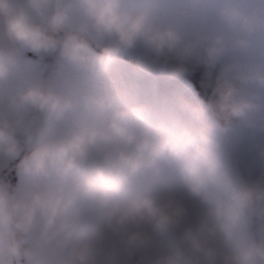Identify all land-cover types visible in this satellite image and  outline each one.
<instances>
[{
    "label": "rangeland",
    "instance_id": "obj_1",
    "mask_svg": "<svg viewBox=\"0 0 264 264\" xmlns=\"http://www.w3.org/2000/svg\"><path fill=\"white\" fill-rule=\"evenodd\" d=\"M57 1L0 0V50L13 52L0 54V114L21 130L25 143L8 142L0 134V264H118L111 242L102 257H89L81 242L87 232L76 223L77 217L73 223L67 220L73 214L72 203L77 208L75 201L80 208L88 199L96 214L114 189L126 187L138 192L142 201L136 210H128L125 219L135 224L132 239L126 241L135 259L124 256L120 264H255L256 245L248 231L249 209L238 162L248 169L253 161L264 166V0H70L65 13L47 23V28L79 30L136 57L169 45L183 57L220 61L227 75L244 80L246 90L240 100L244 119L238 130L225 131L221 137L213 126L201 127L203 106L188 82L156 77L119 54L102 55L62 35L47 36L44 44L52 51L48 63L42 57L37 18ZM141 7L145 18L139 28ZM26 51L38 57L21 56ZM48 65L53 66L47 87L49 103L34 133L33 103L42 92ZM110 65L119 77L120 101L132 109L130 113L137 108L145 113L156 109L160 119L153 121L152 130L176 138V146L184 151L182 160L187 159L190 170L198 174L197 196L187 193L184 202L177 198L174 172L164 181L168 188L159 185L158 176L166 174L159 163L169 158L158 151L161 137L152 136L139 143L138 149L131 145L134 153L127 152L130 144L127 147L124 142L129 139L113 134L115 122L108 117L117 110L113 100L103 108L88 109L90 91L103 68ZM89 123L87 134L96 142L95 150L108 148L118 138L122 149L101 164L76 168L73 163L98 157L95 152L66 149L68 138L78 136L77 126ZM26 141L42 152L14 178L9 173L11 163L21 155ZM151 151L152 160L143 161ZM96 166L99 176H104L102 194L89 184L82 192L65 190L64 181L76 171L88 173ZM132 167L138 172H131ZM191 199L197 203H190ZM169 201L176 210L172 217L161 207ZM145 206L142 213L137 212ZM233 225L241 231L237 249L244 261L233 252L235 238L228 236ZM260 237L264 249V221ZM222 243L224 250L217 245Z\"/></svg>",
    "mask_w": 264,
    "mask_h": 264
},
{
    "label": "bare ground",
    "instance_id": "obj_2",
    "mask_svg": "<svg viewBox=\"0 0 264 264\" xmlns=\"http://www.w3.org/2000/svg\"><path fill=\"white\" fill-rule=\"evenodd\" d=\"M103 74L100 77V81L102 80H106L104 82V86L102 87H106L107 89H105V92H109L110 95L107 96V98L111 97L113 95V89H115L117 87V83H116V75L113 71L110 72V77L109 82L107 81L108 79H103ZM117 95V92H116ZM115 95V96H116ZM99 101L96 102L92 99H90L88 101L87 107L89 110H94L99 103H101L103 101V99H98ZM106 103H108V101H105ZM117 106V113L115 114L117 120H118V124L120 125V127L124 126V111L126 109V106H124V103H120L117 102L116 103ZM135 111V110H134ZM136 112V111H135ZM139 114V113H137ZM133 118V120L135 119L134 115H131L129 118ZM149 122H142V123H138V125L132 129L134 132H139L140 133V138L142 139L140 141H136L132 144V146L136 149L140 148L139 147V143H144L146 140L150 139L152 136H157V137H161L162 139V147L161 149H159L158 151L160 153H162L163 155H167L169 156V158H166L165 160L163 159L164 162L159 163L160 168L164 170V172H166L165 176H158V180H159V185L161 187H163V189L168 188L167 184H164V181L169 177V174L172 172H174V177L176 179V185H174V190L177 191V198L179 200H181L182 202H184L186 200L187 197V193L190 192V190L192 189V185L194 183H192L193 180V176L195 175L192 170H190L189 166L187 165L186 160L182 163L177 162V158L179 159L180 156L183 155L184 151L179 149L176 144H175V140L176 138L174 137V135H172L171 133H164V131H159L157 132L153 129V126H155V122H150V120H148ZM92 123H89L88 125H81V126H77L78 130V136L76 138H71L69 140L68 138V142L65 143L66 144V149H77V150H81V152L84 153H93V152H98L99 153V157L100 159H106L107 158V154H106V150L104 147L99 146L98 150H95L93 143H96L94 141H92L91 136L89 135V133L87 134L89 128L91 127ZM124 133V132H122ZM68 149V150H69ZM154 151H151L150 153H145L144 157H142V160H152L153 156H151L153 154ZM65 153H67V150H65ZM183 158V157H182ZM176 159V160H175ZM131 172H138V169L136 167H132ZM102 180L101 179H93L86 181V177L81 176L80 174L78 175H72L70 176L67 180L64 181V188L65 190L70 192H75V191H83V187H85V184H89L93 190H96V192L98 191L100 194H102V189H104L105 185H101ZM107 202H105V204H102V208L104 209H100L98 212H96V214L93 213V210L91 208V204L90 201H88V199L83 200V202L79 207V203L75 201L76 207H74L73 203L70 207L71 210H73V214H70L71 216L68 217L69 222L73 223V218L77 217V222L80 219L81 221H83V230H85L86 235L85 238L82 239V244L84 245V249L85 251L88 249V253L89 257H93V258H97L99 259L100 257H102V255L104 254V247L108 245V242H111L113 244H115L116 246V250H115V254H114V259L117 260V263L120 264L122 263V258L124 256H126L127 258H134L135 259V254H132V252H128V245L127 242L130 241L132 239V236L134 234V229H135V224L131 223L130 221H126V216L128 213V210H130V212H132L137 204L139 202H141V196L139 195L138 192H136L135 190H130L127 187L126 188H122V190L120 189H114L113 193H111V195L109 194V196H107ZM197 203L196 200H190V203ZM113 203H115V205H113ZM171 201L163 203L161 205V207H163L162 209H164L166 207V211L168 212L169 216H173V212H176L175 207L172 206ZM135 207V208H134ZM197 208V206L195 207ZM106 209L109 210V213L105 215V211H107ZM142 209H146V206L143 208H137V212L138 213H142L143 210ZM136 210V209H135ZM127 211V212H126ZM148 211V210H147ZM129 212V213H130ZM210 220V219H209ZM208 220V221H209ZM212 220H210L209 222L211 223ZM153 223H155V221H153ZM157 225L160 226V223L157 222ZM238 226L237 225H233L231 230L229 231V238H231V240L234 239V241L236 242V246H234L236 249H233V252L236 253V255H238V258H240V261H244L241 260V258L243 259L244 256L241 249H237L240 248L241 246V239L240 237H238L239 233L241 231L238 230ZM128 232V233H127ZM210 234H212V232H209ZM242 235V234H241ZM211 239H214V237L210 236ZM126 239V240H125ZM127 241V242H126ZM222 244H217L219 245V248H221V250H224L226 248L225 245ZM158 245H160V247H164V245L162 243H159ZM156 248V245H155ZM71 250V249H70ZM158 249H156V251H158ZM67 251L64 250V252ZM173 254H170V256H172ZM241 256V257H240ZM215 259V256H213ZM245 263V262H244Z\"/></svg>",
    "mask_w": 264,
    "mask_h": 264
},
{
    "label": "trees",
    "instance_id": "obj_3",
    "mask_svg": "<svg viewBox=\"0 0 264 264\" xmlns=\"http://www.w3.org/2000/svg\"><path fill=\"white\" fill-rule=\"evenodd\" d=\"M228 89H216L214 86L207 85L206 94L211 99L214 105V109L217 112H225L228 107ZM253 175V174H252ZM251 175V176H252ZM251 183L249 193L251 196V200L253 202V212L255 217L254 222V232L258 239V242H261L260 236L258 237V225H260L264 221V177L256 174L255 176L251 177L249 180ZM261 245V244H259ZM262 256L258 258V263L261 264Z\"/></svg>",
    "mask_w": 264,
    "mask_h": 264
}]
</instances>
